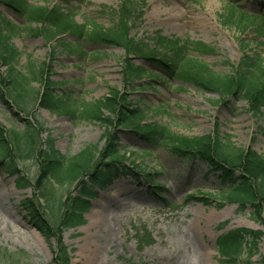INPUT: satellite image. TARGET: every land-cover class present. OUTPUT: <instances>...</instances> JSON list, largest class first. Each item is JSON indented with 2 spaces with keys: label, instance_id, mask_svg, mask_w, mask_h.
<instances>
[{
  "label": "rangeland",
  "instance_id": "obj_1",
  "mask_svg": "<svg viewBox=\"0 0 264 264\" xmlns=\"http://www.w3.org/2000/svg\"><path fill=\"white\" fill-rule=\"evenodd\" d=\"M27 1L38 6L59 4L70 9L79 24L93 21L108 28L124 0ZM129 4L135 8L136 19L132 37L144 39L160 32L169 39L204 43L216 53L192 55L219 74H235L243 56H257L264 66V0H129ZM0 11L18 27H27L2 4ZM66 42L76 41L69 36ZM10 45L20 55L16 63L19 72L27 74L30 62L36 67L45 64L50 80L62 83L56 88L57 95L70 94V103H75L79 113L83 104L111 100L108 98L114 90L118 96L131 93L128 102H120L129 110H144L149 124L190 139L215 135L221 145L252 150L264 158V108L256 116L241 97L222 100L218 93L171 80L154 64L140 59L134 63L160 78L147 77L134 86L144 90L126 89L122 75L126 53L117 47L88 43L83 45L82 54H71L24 30L13 35ZM0 73H7L1 63ZM31 87L43 90L38 81ZM5 99L0 98V127L8 133H22L30 122L36 144L45 149L43 141L50 138L56 151L66 158L88 146L102 149L112 133L127 164L134 162L153 175L150 184L144 178L119 176L98 192L86 214L87 224L62 234L69 264H219L217 242L221 236L242 228L264 232V225L251 218L253 209L243 213L231 202L218 207L225 187L207 163L178 158L130 130L80 120L79 113L73 118L64 111L53 113L32 106L28 100ZM15 168L33 186L40 178L36 159L15 160ZM17 180L18 175L8 174L0 164V194L5 204L0 208V264H57L55 239L48 243L21 206L25 199L41 203L38 190H19ZM45 184L46 193L57 198L65 192L49 180ZM199 191L211 195L209 205L201 197L191 198ZM23 237H29L32 247L21 242ZM4 251L12 254L13 260L5 258ZM259 251L253 264L264 256V241Z\"/></svg>",
  "mask_w": 264,
  "mask_h": 264
},
{
  "label": "trees",
  "instance_id": "obj_2",
  "mask_svg": "<svg viewBox=\"0 0 264 264\" xmlns=\"http://www.w3.org/2000/svg\"><path fill=\"white\" fill-rule=\"evenodd\" d=\"M1 4L27 25L23 29L18 27L0 11V63L7 67V73H0V85L5 89L0 90V98L4 102L5 97L16 102L28 100L32 102V106L53 113L64 111L73 118L79 113L75 103H70V94L57 95L56 88L62 83L50 80L45 64L36 67L30 62L27 74L16 69L20 55L10 45V40L17 32L24 30L34 37L41 36L48 44L63 48L71 54H82L83 45L88 43L123 49L126 53L123 61V82L125 88L131 91L146 89L134 86L147 77L160 78L157 73L134 63L136 59H140L154 64L171 80L205 92L218 93L222 100L230 96L241 97L256 116L264 108L262 59L257 56H243L235 74H219L192 55L216 53L214 48L204 43L188 39H169L160 32L144 39L132 37L130 31L135 26L136 19L133 17L135 8L129 4V0L122 2L113 15V25L108 28L93 21L79 24L75 20V14L59 4L38 6L27 0H0ZM261 21L264 25V17H261ZM68 36L76 42H66ZM34 81L40 82L43 90H34L31 87ZM112 93L113 96L108 98L111 100L80 106L78 118L130 130L142 135L148 143L154 142L169 149L178 158L197 159L207 163L211 172L220 175L225 187L220 191L221 201L218 207L231 202L238 205L243 213L251 208V218L264 225L263 157L252 150L234 148L232 144L221 145L215 135L190 139L175 135L155 123L149 124L145 121L144 110H129L121 103L128 102V95L131 93L127 96L120 93L118 96L115 90ZM65 96L68 97L67 100ZM33 131L34 127L30 122L22 133H8L0 127V164L8 174L18 175L19 190L36 187L41 203L25 199L21 206L34 228L48 243L55 239V262L69 264L70 258L62 244V234L87 224L86 214L90 212L91 201L97 197L98 192L119 176H132L139 180L144 178L150 184L153 182V175L134 162L127 164L124 153L122 155L118 149L115 134L109 135L108 144L100 150L97 145H92L77 155L66 158L56 151L54 141L50 138L43 141L45 149L37 145ZM40 143L43 144L42 141ZM25 159H36L40 165V178L34 186L21 177L15 168V160ZM48 180L65 188L61 197L46 193L45 183ZM198 197L205 203L211 200V195L200 194V191L197 196H191ZM263 241V231L242 228L228 232L217 242L219 264H253L252 259L260 255L259 246ZM4 256L13 260V255L7 251H4ZM21 256L26 257L24 252H21ZM256 264H264V256Z\"/></svg>",
  "mask_w": 264,
  "mask_h": 264
},
{
  "label": "bare ground",
  "instance_id": "obj_3",
  "mask_svg": "<svg viewBox=\"0 0 264 264\" xmlns=\"http://www.w3.org/2000/svg\"><path fill=\"white\" fill-rule=\"evenodd\" d=\"M3 201H4L3 195L0 194V208L2 209L5 207V204ZM21 242L28 247H32L31 240L29 239V237H23L21 239Z\"/></svg>",
  "mask_w": 264,
  "mask_h": 264
}]
</instances>
